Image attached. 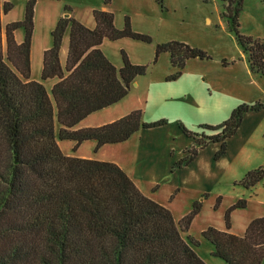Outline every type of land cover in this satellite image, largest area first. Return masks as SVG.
<instances>
[{"label":"trees","instance_id":"trees-1","mask_svg":"<svg viewBox=\"0 0 264 264\" xmlns=\"http://www.w3.org/2000/svg\"><path fill=\"white\" fill-rule=\"evenodd\" d=\"M36 2L28 0L24 19L5 28L10 65L3 54L2 14L13 5L0 0V264H207L196 250L199 240L181 233L201 202L178 223L172 211L146 195L118 163L68 155L59 145V140H71L77 148L94 140L98 150L125 142L142 128L166 123L148 122L141 109H134L102 125L76 128L90 114L122 100L135 78L146 73L147 67L133 63L125 52L118 69L101 49L104 39L150 42L151 37L135 32L129 18L117 28L108 10L93 11V28L73 16L63 17L52 32V46L44 50L42 79L32 80ZM69 24L63 65L60 52ZM21 26L26 35L19 42L15 32ZM237 27L236 22L237 39L251 69L264 74V40L246 36ZM160 52H170L172 64L181 69L187 59L206 57L203 50L177 41L159 44L157 55ZM49 78L56 79L51 90L43 82ZM251 108L255 106L242 104L223 123L202 125L213 133L183 127L195 141L176 166L189 165L210 143H220L218 156L224 154ZM263 176L262 169L253 170L242 183L250 186ZM245 206L241 199L227 210L226 230L210 226L202 232L214 246L213 254L228 264H261L264 259V216L252 219L243 235L230 231L231 211Z\"/></svg>","mask_w":264,"mask_h":264},{"label":"rangeland","instance_id":"rangeland-1","mask_svg":"<svg viewBox=\"0 0 264 264\" xmlns=\"http://www.w3.org/2000/svg\"><path fill=\"white\" fill-rule=\"evenodd\" d=\"M2 1L13 5L2 14L3 54L6 62L12 65L7 58L5 28L10 22L24 19L28 0ZM95 9L111 11L117 28H123L129 18L132 29L149 35L151 41L131 37L104 39L101 49L118 69L123 65V52L133 63L145 65L147 69L145 74L135 78L122 100L86 118L104 116L108 111L122 108V116L141 109L148 122L166 119L161 126L141 129L160 139L159 145L164 146V150L144 158L147 167L137 178L155 200L172 211L178 223L192 212L195 202H201L200 211L181 233L186 239L192 236L199 240L196 250L207 264H228L213 254L214 246L202 232L210 226L226 230L225 214L241 199L246 200V206L231 211L230 231L243 235L252 219L264 216V176L250 186L242 183L250 171H264V74L251 69L235 30L237 22L242 34L264 40V0H37L32 36V80L42 79L43 53L53 44L52 32L59 20L73 16L93 28ZM70 28L69 24L62 40L63 65L68 55ZM25 35L24 26L15 32L18 41L24 40ZM171 41L199 48L206 52V57L187 59L182 69L174 66L170 52L157 55L158 45ZM180 70L181 75L173 79ZM43 82L51 90L56 80L49 78ZM242 104L255 108L244 113L241 126L227 141L226 152L218 156L221 144L210 143L199 152V158L189 164V172L200 169L210 176L188 175L185 183L189 186H184L179 171L188 165L177 167L176 163L184 156V150L194 143L195 135H188L183 127L193 132L213 133L202 125L223 123ZM127 141L108 144L106 147L118 150L109 149L107 158L116 154L114 158L122 157L127 166H131L140 141L139 131ZM59 145L64 153L70 154L98 157L103 151L96 150L94 141L84 142L80 150L75 149L71 140H59ZM150 164H153L152 169H149ZM152 178L159 180L156 183L159 188L155 191Z\"/></svg>","mask_w":264,"mask_h":264},{"label":"crops","instance_id":"crops-1","mask_svg":"<svg viewBox=\"0 0 264 264\" xmlns=\"http://www.w3.org/2000/svg\"><path fill=\"white\" fill-rule=\"evenodd\" d=\"M47 47L48 46H46L45 48H47ZM31 58H32V54H31ZM31 74H32V71H31ZM34 79H37V78H34ZM113 106H114V104H113ZM123 114H124V112H123L122 108H118V109H115L113 112L112 111H108L104 116H100V117H96V118H92V119H87L88 118L87 117L86 119L82 120L76 126V128L102 125V124H105V123H108V122H111V121H114V120L118 119ZM131 138H133V135L129 139H131ZM139 139H140V141H139V145L137 147L135 161H134V163H131V166H129V167L127 166L126 162L124 161V159L122 157L121 158H114L115 157L114 155H116V154H111V155H113L112 156L113 158H107L106 155H107L109 149L113 150L114 152H115V150H118V149H114V147H106L108 144L103 145L102 147H100L98 149L99 152H101L103 150L102 151V155L103 156L101 155V156H98V157H94V156H89V155L80 154V153L79 154L66 153V154L72 155V156H79V157L99 159V160H110V161H114V162L118 163L130 175V177L135 181V183L137 184V186L142 191H144L146 194L150 195L147 192V190H145L143 188V186L141 185L142 182H140L137 177H141V175L139 173L142 172L143 168L145 169L147 167V163H146V160L144 158L146 156H149V155H156L157 153H160V151L163 153L164 146L161 147V145H159V143H160L159 140L160 139L151 137L150 135H148V131H146V130H141V129L139 130ZM88 141H94V140H87V141H84V142H88ZM84 142L80 143L77 146V148H75V149L80 150L82 148V146H84ZM94 142H96V141H94ZM125 142H128V141H125ZM125 142L117 143V144H124ZM74 144L76 145V142H74ZM90 145L93 146L91 143H90ZM123 148L124 147H121V149H123ZM199 155H198V157H196V159L192 163H194L199 158ZM150 165H152V166L149 167V169H152L153 164H150ZM190 165H188V166H186L184 168H181L180 171H179L182 174L183 181H184L183 182V185L184 186H189V184L185 183L186 180H187L188 175L191 176V175L194 174V175H198V176H202V177L204 176L205 178H207V177L210 176L209 173H207L205 171H202L200 169H195V170L192 169V171L189 172V168H191V167H189ZM153 169H155V167ZM131 171H133V172H131ZM151 182L152 183H155V185H156V187L153 188V191L157 190L159 188V184H156V183L159 182V180L157 178H152L151 179ZM180 185H182V184H180ZM150 197H152L153 199H155V197L153 195H150Z\"/></svg>","mask_w":264,"mask_h":264}]
</instances>
